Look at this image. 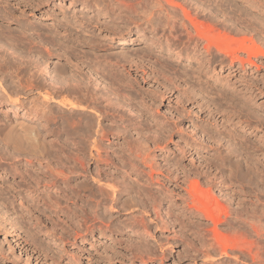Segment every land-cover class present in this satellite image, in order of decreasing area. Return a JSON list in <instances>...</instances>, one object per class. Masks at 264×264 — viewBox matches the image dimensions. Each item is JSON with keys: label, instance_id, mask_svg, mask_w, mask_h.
Masks as SVG:
<instances>
[{"label": "rangeland", "instance_id": "rangeland-1", "mask_svg": "<svg viewBox=\"0 0 264 264\" xmlns=\"http://www.w3.org/2000/svg\"><path fill=\"white\" fill-rule=\"evenodd\" d=\"M103 1H105V2H103ZM103 1L98 0V2H97V0H41L40 4H37V5L36 4L25 5L23 2H21V0H0V7L4 6L3 8L9 12V16H10V14L12 16V17L10 16L9 18H6V17H2L0 15L1 16L0 17V34L2 33V35L0 36V46H1L0 47V85L2 86V87L0 86V133H3V131L5 132V130H2L3 125L5 128L9 123H10L9 124L10 126L13 125V123L16 124V122H23L24 124L28 123V125L30 123L31 126H33L37 131H39V135H41L39 137L41 139L44 137L43 140L46 141V142L43 140L41 141V142L45 143V146L43 144V146H44L43 152L45 151V149H46V151L48 150L47 151L48 155L45 154V152H44L43 156H44V154L47 155L44 157L45 158L47 157L48 159H50L51 162L48 161L47 158L45 160L43 158L44 162H42V164L44 165L45 161H47L48 163H50V166H52V167H50V166L49 167L52 168L53 170L55 167L57 169V168L62 166V168L63 169L65 168L66 171H65V169L63 170L62 168H61V170H59L60 168L57 169V171L58 170H59V172L62 171L63 176L62 175H60V176H62L64 178L67 177L64 179V178L60 177L59 175L56 174V176H55V174H54V176L56 177L55 178L52 174H50L51 169H49L48 167L45 168V165L43 166L42 164H38V162L35 160H32V161L26 160L28 158V156L21 155L22 152L19 155V153L17 154V152L15 153L13 151H10L9 149H7L5 147L6 146L5 142H4L5 140L2 141V139H1V137L4 133L2 135L0 134V139H1L0 140V144H1L0 146H2L0 148V155H1L0 157H3V158H0L1 159L0 160V175H1V177H0V184H1L0 185V189H1L0 190V220H12V219L13 220H22V223H23L25 228H28L30 226H31L30 228H33V225L35 223H37L35 225L39 224L40 227L39 226H37V227L41 228L39 235L41 236L42 239H44L45 241L53 242L54 237H57V236L60 238L62 237L61 238L63 240L62 243L64 244L63 249H65V251L67 253H70V251L74 250L78 244L79 245L81 244V240L79 238H78L76 244H74V245L72 244L73 240L71 238V234L73 233V230H72L73 226L78 224L80 221L84 220V218L81 216H84L85 215L84 211L87 212V210H88L89 212H87V214L89 213L90 215L88 214V215H86V217L85 216L84 217L86 220L89 221V223L94 222V223H97V224L105 227V225H103V224H107L110 221L115 222V224L113 226L115 228V230H114V228L112 230L114 232L109 231V230L106 231L108 233L107 234L108 235L107 240L102 238V236L98 232H96L94 235L89 234V236H88L90 241H91V244H85V247L87 248V250L92 251V252L94 251V247L99 248V247H102L104 244L105 245L107 244V246L113 245L115 252H117V253H114V257L112 260L109 261V264H146V262H148V261H145V263L144 262L141 263V261L139 259H137V260H135V262L131 263L128 260L131 256L132 252H136V253L141 254V255L144 253V256L147 252H149L150 254L148 255V253H147L145 257H147V255H148L151 257V259H154V260H152L153 263L149 262L147 264H200L199 263L200 262L199 250L201 249L200 245H202V242L204 241V239L202 237L205 236L204 237L205 240L208 239L209 235L207 236V234H209L210 231L207 233H205V231H208L207 230L208 226L209 227L212 226V223L210 221H208L210 219L202 218L200 216V213L198 215L190 214V216H188L189 214H187V212L185 210L183 212L182 211L183 209H179L180 211H182V215H178L179 212L177 211V209L173 210L175 207L169 208L168 203H165V202H163V203L156 202L155 206H156V210L158 211V214H159L158 218L156 219L154 217V213L151 211L152 207L149 205L151 202L148 199H146L148 197L144 198L143 202L140 201V199L136 197L137 201L132 200L129 202V206L125 205V207H123L122 202L125 199H127L126 192H124V191L121 192L122 193V196H121L122 201L120 200L121 204L119 203V193H117L119 191V179L121 180L120 177L122 176V173L124 174L125 172L126 173L130 172L129 166H123V168H122V166L119 167V163H118L119 155H122L121 154L122 152H120V148L123 147L122 145L124 142V140L121 138L122 133H123V130H122L123 124L121 123L122 120H120V118L118 116L119 113L114 112L115 114H113L112 111H111L112 113H110V111L108 110L109 112L108 113L106 112L105 113L106 116H105L102 113H101L102 114L101 115L100 114L101 111L99 112V110H101V108H102L101 105H104L106 103L104 101L105 98H112L111 100L113 101L114 96H115V97H117V98H115L116 99L115 101H117V99L119 97L117 95H119L120 92H124V91L118 90L119 82H117V80H116V82H117L116 83L115 81L111 80L109 75L106 74L107 75L106 76L104 73H106V71H107V73L115 74L118 72L119 69L123 70V68L121 66V63H123V62L118 61L119 60V58H118L119 53L125 52L126 55H130L131 58H133V57L135 58L136 55H142L144 52L145 53L147 52L145 59L146 60L151 59L149 61V67L150 66L154 67V68L150 67L151 70H149V72H148V73H150L148 79H145L142 81L141 76H140L141 72L137 71V73H136V71H134L135 70L134 67L129 68V72H127V69L122 72L125 75V77H128V80L129 79L131 81L133 80V82L135 83V88L137 87V89H138V87H140L142 89V91L144 90V92L150 91L149 94L152 96V95H158L160 92H162V91H164V89H166L164 87V83H163L164 81H165V83H167V82L168 83H174L175 82L174 83V89L175 90L171 89L172 91L170 93V94H172V96L168 97V98H164L161 101L157 98L155 99V101L149 100L148 97L141 99L135 95L136 92H134V91L130 92V90L127 88L126 91L130 92V93H127L126 91L124 93L127 94V97L129 95V97L131 99H133L132 102L137 107L134 108V105H131L132 103L128 104L129 99L126 98V99H124L125 100L124 102H126L127 105L123 104L124 105L123 110L126 111V109H127L128 112L127 111L126 112L129 113L130 115H132V112H129V109L132 107L131 109L134 110L133 116L135 117V114H137V112H136L137 108H143L144 107L143 105H147V108H149V114H150V115L146 114L143 117L144 119L136 118L137 121H140V120L142 121V123H141L142 127H141L140 132L144 131L143 135H142V137L144 139L141 137L139 138L133 129H131V131H130L129 139H131V140L134 139L135 144L139 143L140 145H143L141 143L145 142L144 143L145 146L144 145L143 146L144 147L149 146L150 149H154L156 154H160L163 152L165 155L168 156L172 153L170 157H172L175 153L180 154L178 149H180L183 145L185 146L187 143H191V142L195 141L196 146L198 147L197 151H199V152H198V154H194L195 152L191 151V153H192L191 156H193V157H191L189 155L186 156L187 158L184 161V163L187 164L190 159H193V161H195L193 165L195 167H198V170H201V168H202V170L205 171L206 170L205 168H207L206 171H208L209 173L210 172L212 173V174L210 173V176L212 175L211 177L213 178V180H211V182L209 183V181H205V180H207L206 178H203L202 179L203 181L201 180L200 185H202V186H200V188L202 190H206V189H209V187H210L211 189H209V190L212 193V195H211V193H210V195L213 197L212 201L215 198V200L213 202L216 203L218 201L221 203V205L225 206L224 208H226V211H228V212H226V216H224L222 214L223 213L222 212L221 216L223 218H221V219L227 220V221L230 220V222H232V223L234 221L235 223H233V224L235 227L233 226L231 229V228H229V226H232V225H229L230 222L223 221L222 223L218 224L217 228H219L220 230L219 229L218 230L222 231L223 233L225 232L226 234H231L232 232H234L235 229H237V227H242V225L248 221L249 222L253 221L254 223H259L260 225L264 226V56H262L261 54H258L257 56H251V59L254 61L253 65H252L253 68H252V66H249V67H247L246 71L238 69V70L232 72L231 70H234L236 68V66L233 68H230L228 60L225 57H223L221 53L215 52L214 56L212 57L214 60L211 58V55L207 57V58H211L212 62L210 63V65L206 64V65L201 66V69H197V65H195L196 63H189L188 60L185 58V55H181L178 57L174 53L175 51H171L172 49L167 48V44H168L167 32L164 33V31L162 29H160L161 27L155 26L153 28V26H151V27L147 26L144 19H142L143 13H144L143 10H145V9H143L142 6H140V3L145 2V0H142V1L141 0H119V7L117 9H113V10L111 9L112 11H110L109 8H106L105 6H103V5L107 4V1H111V0H103ZM116 1L117 0H114L112 2H114V4H115ZM123 1H124L123 4H126V2H127V5H126L127 7H125L122 4ZM174 1L180 2L182 0H174ZM94 2L96 4H94ZM100 2H102V3H100ZM192 2H194V0ZM210 3H212L211 5L214 7L209 5ZM130 4L132 5V7H131L132 9H130V11H129L128 8H130V6H131ZM120 5H122L121 6L122 8L120 7ZM197 5H199V6L201 5L203 8L212 7V9L215 11V13H216V11H217V13L220 12L215 17L216 20H212V21L208 20L207 18H206L207 19L206 20L205 17H203V14L207 13V10L203 14H200L198 17L199 18L198 20H200V22L201 21L203 22L201 24L204 25V28L208 24H211V26L213 25V27H215V29L213 28V30H214L213 35L215 34V36H217L218 34L221 35V33H223L225 35V37L227 36L226 38L228 39L229 43H232V44L234 42V39H235V41H238V40L244 38L247 45L252 44L257 49L263 51V53H264V0H198ZM124 7L127 10H125ZM141 9H143V10H141ZM99 10L100 11L102 10L101 11L102 14L100 12H97ZM121 10L124 12H122ZM131 10H133V11H131ZM105 11H106V13L108 12V15L105 14ZM115 11L116 12L118 11V14H119V15L117 14L118 16H116ZM197 11H199V10L197 9ZM139 12L140 13L142 12V14L140 15ZM111 15H114V16H111ZM137 15H138V17H137ZM83 16H85V17H83ZM124 16H126L127 18ZM140 16L142 18H140ZM130 17H131V19H128ZM83 18L84 19L86 18V19L84 20ZM76 20H77V22H76ZM78 20H80V21H78ZM133 20H135V21H133ZM79 22H81V23L83 22L81 26H80L81 23L78 24ZM142 22H143V24H142ZM85 23H87V24L85 26H83ZM208 27H210V25H208ZM208 27L205 29H208ZM202 28H203V26H202ZM216 33H218V34H216ZM183 34H184V32L181 33L182 36H183ZM163 35H166V36H163ZM25 36H27V38H25ZM30 36L32 39L29 40L28 38H30ZM5 37H7V38L5 39ZM9 37H11V38H9ZM179 38H180V40H178V38H177L176 41L178 40V42H181V40L185 39L184 36L179 37ZM165 42H167V44ZM234 44H235V42H234ZM27 46H28V48H27ZM164 48L165 49L167 48V49L165 50ZM81 50H83V51H81ZM242 55L244 57L246 56L245 53H243ZM147 57H148V59H147ZM200 57L201 56H199V58ZM82 61H84L85 63L82 64L81 63ZM105 61L106 62L108 61V63L105 64L106 63ZM21 64H23V65H21ZM73 64H75V66ZM88 64H91V65L89 66ZM54 65L56 67H54ZM62 65H63V67H65L64 70L71 73L72 76H73V74L78 75V76L75 75L76 78H78V79L80 78L81 81L83 80L82 81L83 83H85L86 81H88V82L93 81L94 82V80L96 81V79L99 78V80L94 82V83H96V85H94L93 82L89 83L90 85L92 84L91 88L92 89L94 88L93 90L96 92V94H97L96 96H98L95 98L96 101L94 102V104L91 102L92 101L91 98L87 97L85 94H83V96L85 95L86 96L85 99H88L89 101L88 100L86 101L84 99L85 96L83 97L81 95L83 92L81 94L76 93L77 95L75 93H70V94L68 93L67 94V92H66V94L63 93L62 94L63 96L61 95L60 97H64V98L67 97V99H70L76 103H80V104L84 105L85 107L87 105L90 108V110H91V108L93 109L94 105H95L96 107L94 109L96 110V108H97L96 111L99 112V114L101 116L98 115V113L93 109L96 112V115H95V112L93 110L90 111L88 107H87L86 111H84V113L86 112L87 115H89V116L82 113V111H76V110H72V109L68 110V109L63 108L59 105H56L55 103L49 102L48 107L44 108V110L46 109V111H48L50 114H52L51 116H58V117L51 118V116H50V119L48 120L49 122H47V124L44 123L43 120H41V119H38V120H37V118H35V119L31 118L30 119V115H28V112L30 109H32V106H33V108L38 107L39 110H42L41 107L43 105L41 104V99H40V96L38 95L36 89L27 86V83L29 81V79H27V77L31 78L30 80L36 79L38 81H41L42 79H44L43 77H45L44 81H46V82L48 81L47 83H52V81L55 79V76H53V75H56L58 72L57 75H60L61 77L60 76H57V77H60L62 80L67 79L68 77L71 76V74L67 75L69 73H67L66 71H65L66 73L65 72L63 73L64 70L62 72H59L58 67H62ZM76 65L80 68H78ZM85 65L87 66V68L85 67ZM112 65H114V67ZM104 66L105 67L108 66L106 68L108 70L105 69L104 73H101L102 69L105 68ZM115 66H117V67H115ZM52 67L54 69L56 68L54 70V73H56V74L53 73ZM96 67H98V68H96ZM126 67L128 68V65ZM163 68H165L166 70ZM254 68H256V69H254ZM79 69H81V70L79 71ZM98 69H101V71ZM96 70H98V71H96ZM44 71H46V72H44ZM82 71L86 77L84 76ZM92 74H93V76H92ZM102 74L104 75V77H106V79L103 77ZM31 75H33L34 77H32ZM46 75L48 77H46ZM100 76H101V79H100ZM240 76H242V77H240ZM64 77H67V78H64ZM89 78H90V80H89ZM166 78H168L169 80ZM26 79H27V81H25ZM50 79H52V80H50ZM134 79H137V81L135 80L136 81L135 82ZM62 80H60L61 82H59V83H63L64 81H66V80H64L62 82ZM24 81L27 83H25ZM23 82L26 84V86L24 85ZM68 82H66V83H68ZM113 82H115L114 84H117V85H115L116 87L114 86ZM19 83H21V84H19ZM109 83H110V85H109ZM111 84H113V86ZM114 87L116 88V90H114L115 89ZM31 89H33V90H31ZM27 90H28V92H27ZM117 91H118V94H117ZM193 93H195V94H193ZM64 94L66 96H64ZM106 94H107V97H105ZM182 94H184V95H182ZM75 95L79 96V97H77L78 99L75 98L76 97ZM11 96H12V99H11ZM14 96L17 98V101L15 99H13ZM80 96H81L82 100L79 99ZM101 96H102V98H101ZM182 96L183 97L188 96L187 97L188 100H186L184 103L181 101ZM100 98L102 100H100ZM97 99H98V102H97ZM144 100H145V102H144ZM85 101H86V105H85ZM115 101H113V102H115ZM118 101H119V99H118ZM142 101L144 103H142ZM146 101H147V103H146ZM140 102L142 104H140ZM40 104H41V106H40ZM92 104H93V107H91ZM97 106H99V107L101 106V108L98 110L99 107H97ZM116 107H119V105ZM48 108L49 109L51 108L52 110H49ZM77 112H79V115ZM53 113H54V115H53ZM81 113H82V115H81ZM116 113H117V115H116ZM178 113H180V115ZM60 115L61 116L64 115V116L61 117ZM74 115L76 117L79 116L78 119ZM152 115H153V117H152ZM59 116L61 119H59ZM69 116H72L73 118L72 117L70 118ZM97 116L100 118H98ZM63 117L67 118V120H69V121H70V119H72L73 121L71 120V122L75 121L74 122L75 127L81 122L82 123L81 126L79 124L77 127L79 128V126H80L82 129H84V122L81 120H84L85 122H87V120H91L88 122L89 123L92 122L91 123L92 127L98 126L100 124H102L103 126L104 125L107 126L106 128L104 126L105 131L107 130V132L105 133L107 135L106 136L104 135L102 137L97 136V139L100 138V140H101V144H102L101 146H103L102 150H101L102 154H108L109 157L110 156H111V158L113 157L112 160L109 159L111 161H109V160L107 161L104 159V161H103V159H102L101 161H94L92 159H89L87 157V152H88V150L92 144L91 145H88V144L91 143L92 138L94 137V131L97 128L96 127L92 128L90 126L91 130L90 129L89 130L91 133L92 132L93 133L92 134L90 133L91 135L89 137L84 135L82 133L83 130L81 131V128H79L81 135H82L81 137L83 139L85 138L84 139L85 142L83 139H82V141H83L82 142L80 139L81 137H78V136H80L79 135L80 132L78 133V136L76 134L72 133L73 131L71 132L72 134L66 133V132L71 131V128H69L70 127L69 125L71 124V122H70V124L68 123V121L66 123V119H64ZM86 117H87V120H86ZM89 117H90V119H89ZM94 117L96 118V120ZM189 117H191V118H189ZM80 118H81V120H80ZM51 119H54V120L52 121ZM62 119H64L65 121ZM76 119L79 121V123L76 122ZM31 120H32V123H31ZM99 122H100V124H99ZM173 122H175V123H173ZM95 123H96V125H95ZM147 123H149V124H147ZM168 123L169 124L171 123L170 125H173L172 126L173 127V133H169V132L165 131L164 128L160 127V126L165 125V124L167 126ZM5 124H6V126H5ZM44 125L46 128H44ZM67 125H68V127H67ZM48 126H50L51 129ZM56 126H58V127L56 128ZM109 126H110V128H109ZM202 126H204L203 129H201ZM66 127L68 129H65ZM153 127L156 129V131L154 130ZM177 127L180 131H178V129H176ZM205 127H208V128H205ZM43 128L46 130H44ZM47 128L50 131L54 130L55 134H58V133L59 134L58 135L52 134L54 131L49 132V130ZM58 128H59V130H58ZM113 128H114V130H112ZM55 129H57V130H55ZM63 129H65L67 131L66 132H64L65 130L61 131ZM158 129H160V130H158ZM207 129H208V131L210 130L209 133H207ZM203 130H205L206 133H204L205 131L202 132ZM43 131H44V134H43ZM45 131H46V133H45ZM56 131H58V132H56ZM124 131H125V129H124ZM153 131H155V132H153ZM47 132H49V134ZM158 132H161V133H158ZM220 133H221V135H220ZM207 134H209V135H207ZM68 135H69V137H68ZM70 135H71V138H70ZM83 135L85 137H83ZM147 135H148V137H147ZM154 135H157V137H153ZM189 135H190V137H189ZM3 137H5V136H3ZM59 137H60V140H59ZM72 137L74 138L75 142L78 141L77 142L78 145L80 143H82V145L80 144V147L83 146V144L85 143L83 147H81V148L79 147L81 149V151H79V154H80L79 156H81V154H82L83 157H81V158H85L84 159V162H85L84 167L87 170H92V168H93L92 172H95L94 170L96 169L95 168L96 166H98L99 168L101 167L99 170L101 171L102 175L106 177L105 178L102 176L103 180L101 178V182L103 181L104 184L105 183H111V180L113 179L112 180L113 182L115 180L114 184L118 183L117 185H115L116 186L115 188L117 189V187H118V189L117 190L115 189L114 196H111V193H109L110 189L108 188L109 189L108 190L106 186H102L103 184L102 185L100 184L102 186L101 187L102 190H104L106 188V190H108L107 191L108 193L106 192V190H104L107 194L103 191L105 196L103 194H102L103 196L100 195L102 192H101V190L97 189L98 183H95L94 181L92 182L91 178L88 179L90 177L89 174L83 172L80 165L78 166V169H77L78 171H77L76 176H73V174L71 172V168H70L72 166V163H70V162H72V161H70V162L65 161L66 158L67 159H68V157L70 158L71 155H73L76 152V151H74L75 150V142L73 141ZM75 137H77L79 140ZM209 137H211V138H209ZM89 138L91 140H88ZM140 139H142V140H140ZM1 141H2V143H1ZM50 141L54 142L53 143L54 145H56V144H58V145L55 147H52L54 145H52V144L48 145L49 143H51ZM141 141H144V142H141ZM73 142H74V144H73ZM146 142H148V143H146ZM156 143L158 145H155ZM59 144H60V146H59ZM3 145H5V146H3ZM46 145H48V146H46ZM62 145H63V148H65L66 150L62 148ZM86 146H87V148H86ZM157 146H159V147L165 146V147L163 150H159V148ZM3 147H4V149H3ZM45 147H47V148H45ZM49 147H51V148H49ZM60 147L62 148V150ZM5 148H6V150H5ZM84 148H86L85 151H83ZM168 149H170V150H168ZM1 150H2L3 154H1L2 153ZM4 151H5V157L6 158H4ZM52 151H53V153H52ZM8 152L12 156H10ZM12 152L15 155V158H14V155L12 154ZM83 152H85V154ZM119 152H120V154H119ZM56 153H57V155H56ZM6 154H8V155H6ZM16 155H18V157ZM197 155L198 156L200 155L199 158L197 157L198 160H196ZM55 156H57V157H55ZM202 156H204L206 158H204ZM8 157L9 158L12 157V158L9 160ZM59 157H60V159L62 157L65 159L62 158V160L59 161ZM51 158L52 159L55 158V159L52 160ZM207 158H209V159L207 160ZM86 159L87 160L89 159L88 162ZM55 160H57V163H54ZM69 160H71V159H69ZM113 160H114V162H113ZM157 160L159 162L163 163L161 160V157H159V158L157 157ZM210 160L213 161V163ZM116 161H117V163H116ZM62 162L65 163V165L68 163L71 166H69V168H68V165H66V166L61 165ZM202 162H203V164H202ZM57 164H58V167H57ZM199 164H201V166ZM9 168L11 169L12 172L10 171ZM12 168H14V169H12ZM44 168H45V170H44ZM16 169L20 173H22L21 171L23 170L24 174L23 173L21 175L18 174L19 172H17ZM24 170H26V172ZM30 170H32V171L34 170V172H36L37 174L36 173L34 174V172L32 173V171L29 172ZM80 170L82 171V174L80 173L81 172ZM63 171L67 172L65 174H69L70 172L71 173H70V175H65V174H63L64 173ZM32 174H34V175H32ZM119 174H121V175H119ZM213 174H214L215 179L213 177ZM3 175H5V176H3ZM19 175L20 176L23 175V176L20 177ZM30 175L34 176V178H35V176L40 175V178L36 177V179L37 180H40V179L43 180L41 183H39L37 185V190H35V187L33 186L34 183L32 184V183L27 182V181H29L28 177H31ZM46 175H48V176H46ZM49 175L50 176L52 175L53 177H51L49 179V177H50ZM12 176L15 178H13ZM82 176H85V177H82ZM44 177L46 180L44 179ZM126 177H127L126 182H133L134 184L137 182L136 180H134L133 176H131V177L126 176ZM191 177L194 178L193 176H191ZM31 178H33V177H31ZM80 178H81V180H86V181L88 179V184H90V182H91V185H90L91 187L88 185L86 189L83 188L82 190L75 188V187H77L76 185H75V187H72V186H74L73 185L74 182L77 180V182H75L77 184L78 181L80 180ZM130 178H132L133 180ZM25 179H26V181H25ZM51 179H54V181ZM106 179H108V180H106ZM189 179H191V178H189ZM4 180L6 182L7 181L9 182V180H10L9 186L11 184H13L12 188L9 189L8 182L6 183ZM47 180H49V181L51 180V181L49 182ZM64 180H66L65 183H64ZM104 180H106V182ZM16 181H17V183L19 181V185L22 183L21 184L22 186L19 187V185L16 184ZM24 181H25V183H24ZM67 181H68V183L70 182L69 185H68ZM47 182L49 185L47 184ZM42 183H44V184H42ZM45 183L47 185H45ZM92 183H93V186H92ZM138 183L139 182H137V184H135V185H141V182H140V184H138ZM24 184H25V186H26V184L27 185L32 184L31 186L29 185L30 190L27 189L29 186L26 188L24 186ZM58 184L62 187H60ZM208 184H209V186H208ZM6 185H7V188L4 187ZM205 185H207V186H205ZM58 186L60 187V190H59ZM63 188L64 189L65 188H71L73 190L78 189L79 191L78 190H77L78 192L76 191L77 194H79V192H81V191H83V192H81V194H80L81 196L75 195L71 198L70 195H67L70 198H66L67 196L64 197V195L66 193L63 191L64 190ZM17 189H18V191H17ZM31 189H32V191H31ZM88 189H89V191H88ZM92 190H93V192L96 190L94 192L96 194L98 192L96 197H95L96 194H92ZM63 192H64V195H62ZM152 192L153 191H151V193ZM182 192L183 191H181V194H182ZM27 193H29V194H27ZM54 193H56V194L54 195ZM85 193L86 194L88 193L89 195L88 194L87 195L89 197H87V195ZM151 193L149 191L148 194H151ZM21 194H23V195H21ZM36 194H38V198L37 199L34 198L33 201H30V203L31 202H33V203L30 204L28 202V204H27L26 203L27 201L25 199L27 198V200H28L30 196L34 197V195H36ZM57 194L59 196L61 195L60 199L58 198L59 196ZM131 194H132V196H136L137 192L135 191V189L133 190V192ZM39 195H41V198H45L47 195H49V197L51 199H50V201H44L42 199L40 200ZM99 195H100V197H99ZM117 195H118V197H116ZM24 196H26V197H24ZM62 197H64V198L62 199ZM19 198H21V199L18 200ZM85 198H88V201ZM97 198H99V202L96 200ZM35 199L39 200L38 203H37V201H35ZM58 199L61 200L60 203L55 204L54 201L58 200ZM66 199H68V200H66ZM90 199H91V202H89ZM94 199L97 202L94 201ZM70 200H73V201H70ZM103 200H104V202H102ZM114 200H117V201H114ZM19 201H20V203L23 202V204H20ZM51 203L54 205V207L50 206ZM94 203L96 204V206H94L95 208L93 207V205H95ZM97 203L99 204V206ZM139 203H141V204L144 203L142 205H144L145 208L143 206H140L141 204L139 205ZM24 204H27L28 208L31 209V211H29L27 209L26 205L23 206ZM36 204H38V205H36ZM34 205H36L37 207ZM24 207H26V208H24ZM178 208H180V206H178ZM26 209H27V211H26ZM93 209H95V210H93ZM94 211H97V212H94ZM91 212H94V213H91ZM168 212H171V213H168ZM95 213H97L99 215L97 216ZM139 213H141V216ZM94 214L96 215L95 218H93ZM172 214H174V215H172ZM20 215H22V216H20ZM149 215H151L152 219L154 218L158 222V224H160V225L155 226V224L152 223V221H151V227H154V228H153V231H149L148 234L146 233L147 235L141 230V228L136 227V226L133 228L131 226H126L124 228L119 229V225L123 226L125 223H128V222H130V220H133V219L134 220H140L139 217H142V216H143V219L149 220V217H150ZM11 216H12V218H10ZM13 217H15L16 219ZM132 217H133V219H131ZM88 218H90V219H88ZM137 218H139V219H137ZM178 219L181 221L183 220V222L185 220L186 221L184 222V224L182 223V226H181L179 224L180 221H178ZM52 220L54 223L52 222ZM57 220H60V222H59L60 224H58V225H56L58 223ZM100 220L101 221L106 220L107 223H104L102 221L103 224H101V223H99V222H101ZM202 220H203V222H204V220H207V223L204 222V224H202ZM64 221H66L68 223H66ZM171 221H175V222L170 223ZM240 222H243V223H240ZM69 223L71 226L68 225ZM161 224H163V225L161 226ZM160 226H161V228H160ZM204 226L206 227V230H204V228H205ZM157 227H159V228H157ZM178 228H180V229L178 230ZM247 231L251 232V230L249 228H247ZM19 232H20V234L22 233L21 231H19ZM54 234H56V236ZM142 234H143V236H142ZM23 235L24 234L22 233L21 236H23ZM110 236L114 241H112V239L109 240ZM115 237L117 238V241H115V239H116ZM121 237L123 238V240ZM129 238H132V240ZM4 239H6V237L4 236V234L0 233L1 247H3L7 251V253L10 252V254L13 255L12 257L15 258L16 255H18L20 252L17 249V246L14 244L13 239H11V236L7 237V242ZM139 239L144 241L143 245H142L141 240H140L141 243L137 242V241H139ZM200 239L201 240L203 239L201 241V244H200ZM118 241H121V242H118ZM8 242L11 243L14 251L10 247L8 248ZM57 242H58V240L56 241V243ZM130 243L131 244L134 243L135 245L137 244L138 248H137V246L134 247V245H130ZM160 244H165L163 247V249L166 250L165 255L160 256V252H159L160 249L158 248ZM102 248L100 250H102ZM111 248H113V247H108L106 249L111 253V251L113 252V250H111ZM119 251L123 252V254L126 256H122ZM145 251H147V252H145ZM93 253H96V251H94ZM85 256L86 255L84 254L81 257L82 264H88V261L86 260L87 258ZM225 259L226 258H223L221 260H225ZM239 263L242 264V262H239ZM7 264H9V263H7Z\"/></svg>", "mask_w": 264, "mask_h": 264}, {"label": "bare ground", "instance_id": "bare-ground-1", "mask_svg": "<svg viewBox=\"0 0 264 264\" xmlns=\"http://www.w3.org/2000/svg\"><path fill=\"white\" fill-rule=\"evenodd\" d=\"M103 1V0H102ZM112 1H114V0H111V1H107V4L106 5H103V6H105L106 8H109V10L110 11H112L113 9H117L118 7H119V0H117L116 2H115V4H114V2H112ZM142 1V0H141ZM193 1V0H182V1H180V2H178V1H174V0H145V2H143V3H140V6H142V8L143 9H145V10H143V9H141V10H143L144 11V13H143V18L140 16V18H142V19H144V21L146 22V24H147V26L149 27H151V26H153V28L155 27V26H157V27H161L160 29H162L163 31H164V33L165 32H167V34H168V44H167V42H165L166 44H167V48L168 49H172L171 51H175L174 53L176 54V56H181V55H185V58L188 60V62L189 63H196L195 65H197V69H201V66H203V65H206V64H209L210 65V63L212 62L211 61V58L214 56V54H215V52L216 53H221L222 54V56L223 57H225L227 60H228V63H229V66H230V68H233V67H235L236 66V68L234 69V70H231L232 72L233 71H236V70H238V69H241V70H243V71H246L247 70V67H249V66H252L253 65V63H254V61L251 59V56H257L258 54H261L262 56H264V53H263V51H261V50H259V49H257L254 45H247L246 44V41H245V39L244 38H242V39H240V40H238V41H235V39H234V42H235V44H234V42H233V44L232 43H229V41H228V39L225 37V35L223 34V33H221V35L220 34H218V33H216V34H218L217 36H215V34L213 35V32H214V30H213V28L215 29V27H213V25L211 26V24H208V25H210V27H208V25L205 27V28H207L208 27V29H205L204 28V25H202L201 23H203L202 21L200 22V20H198L199 18V15L200 14H203L206 10H207V13H205V14H203V17H205V19L207 18L208 20H216L215 19V17L220 13V12H218L217 13V11H216V13H215V11L212 9V7H214V6H212L211 4L212 3H210L209 5H211L212 7H209V8H203L201 5V7L199 6V5H197L198 4V0H194V2H191ZM21 2H23L25 5H30V4H40V2H41V0H21ZM84 2V1H83ZM93 2V1H92ZM97 2H98V0H97ZM103 2H105V1H103ZM112 2V3H111ZM164 2V3H163ZM215 2V1H214ZM100 3H102V2H100ZM124 3V1L122 2V4ZM94 4H96L95 2H94ZM166 4V5H165ZM125 7H127L126 5H127V2H126V4H123ZM129 5V4H128ZM131 5V4H130ZM94 6V5H93ZM102 6V7H103ZM122 5H120V7H121ZM4 6H1L0 7V15L2 16V17H6V18H9L10 16H11V14H10V16H9V12L8 11H6L4 8H3ZM124 7V8H125ZM132 7V5L130 6V8H128V10L130 11V9H132L131 8ZM122 8V7H121ZM105 9V8H104ZM112 9V10H111ZM140 9V8H139ZM197 9L199 10V11H197ZM125 10H127L126 8H125ZM102 11V10H101ZM100 10L99 11H97V12H100L101 14H102V12H101ZM104 11V10H103ZM119 11V10H118ZM118 11L116 12V16H118L119 14H118ZM122 11V10H121ZM120 11V12H121ZM131 11H133V10H131ZM140 11V10H139ZM114 12V13H115ZM119 12V13H120ZM122 12H124V11H122ZM104 13V12H103ZM140 13V12H139ZM138 13V14H139ZM105 14H107L108 15V12L106 13V11H105ZM118 14V15H117ZM121 14V13H120ZM128 14V13H127ZM142 14V12L140 13V15ZM225 14V13H224ZM227 14V13H226ZM125 15V14H124ZM0 16V17H1ZM111 16H114V15H111ZM131 16V15H130ZM12 17V16H11ZM83 17H85V16H83ZM124 17H126V16H124ZM129 17V16H128ZM137 17H138V15H137ZM82 18V17H81ZM90 18V17H89ZM88 18V19H89ZM117 18V17H116ZM123 18V17H122ZM127 18V17H126ZM125 18V19H126ZM4 19V18H3ZM84 19V18H83ZM86 19V18H85ZM84 19V20H85ZM128 19H131V17L130 18H128ZM139 19V18H138ZM206 19V20H207ZM124 20V19H123ZM78 21H80V20H78ZM83 21V20H82ZM133 21H135V20H133ZM75 22V21H74ZM76 22H77V20H76ZM84 22V21H83ZM82 22V23H83ZM86 22V21H85ZM215 22V21H214ZM213 22V23H214ZM81 22H79L78 24H80ZM82 23L80 24V26L82 25ZM87 23H85L83 26H85ZM142 24H143V22H142ZM92 25V24H91ZM78 26V25H77ZM82 26V27H83ZM202 26H203V28H202ZM215 26V25H214ZM84 28V27H83ZM86 28V27H85ZM91 29V28H90ZM151 29V28H150ZM18 31V30H17ZM4 32V31H3ZM23 32V31H22ZM28 32V31H27ZM180 34H179V33ZM184 32V34H183V36L185 37V39L184 40H181V42H178V40H180V38L179 37H183L182 35H181V33H183ZM21 33V32H20ZM19 33V34H20ZM121 33V32H120ZM163 33V34H164ZM22 34V33H21ZM20 34V35H21ZM25 34V33H24ZM166 34V35H167ZM2 35V33L0 34V36ZM15 35V34H14ZM31 35V34H30ZM166 35H163V36H166ZM28 36V35H27ZM27 36H25V38H27ZM3 37V36H2ZM19 37V36H18ZM21 37V36H20ZM29 37V36H28ZM7 37H5V39H6ZM9 38H11V37H9ZM22 38V37H21ZM50 38V37H49ZM178 38V40L176 41V39ZM29 40L30 39H32L31 38V36H30V38H28ZM165 39V40H166ZM183 39V38H182ZM8 40V39H7ZM20 40V39H19ZM27 41V40H26ZM35 41V40H34ZM33 41V42H34ZM15 42V41H14ZM32 42V41H31ZM30 42V43H31ZM178 42V43H177ZM24 43V42H23ZM230 45H229V44ZM10 44V43H9ZM20 44V43H19ZM43 44V43H42ZM159 45V44H158ZM157 45V46H158ZM165 45V44H164ZM163 45V46H164ZM14 46V45H13ZM30 46V45H29ZM162 46V45H161ZM181 46V47H180ZM1 47V46H0ZM160 47V46H159ZM179 49H178V48ZM27 48H28V46H27ZM31 48V47H30ZM46 48V47H45ZM161 48V47H160ZM166 48V49H167ZM178 50H177V49ZM165 49V48H164ZM165 49V50H166ZM3 51V50H2ZM1 51V52H2ZM6 51V50H5ZM59 51V50H58ZM81 51H83V50H81ZM147 51V50H146ZM147 53V52H146ZM146 53L144 52L142 55H136V57L134 58H131V56L130 55H126V53L125 52H123V53H119V62H123V63H121V66H122V68H123V70L122 69H119L118 70V72L117 73H115V74H110V73H107V71H106V73H104V70L108 67H105L104 69H102V72L101 73H104L105 75L107 74V75H109V77L111 78V80H113V81H115L116 82V80H117V82H119V84H118V86H119V88H118V90H121V91H126L127 90V88L130 90V92L131 91H134V92H136V96L137 97H139V98H141V99H143V98H149V100H154L155 101V99L157 98V99H159L160 101L161 100H163L164 98H168V97H171L172 96V94H170L171 93V91L174 89V83H168L167 81V83H165V81L163 82L164 83V87L166 88V89H164V91H162V92H160L158 95H150L149 94V92L147 91H145L144 92V90L142 91V89L140 88V87H138V89H137V87L135 88V83L133 82V80L131 81L130 79L128 80V77H125V75L122 73L123 71H125L126 69H127V72H129V68H135V70L134 71H136V73H137V71H140L141 72V74H140V76H141V80L143 81V80H145V79H148L149 78V75H150V73H148L149 72V70H151L150 69V67H152V66H150L149 67V61L151 60H149L148 59V57H147V59L148 60H146L145 59V56H146ZM151 53V52H150ZM149 53V54H150ZM172 53V52H171ZM243 53H245L246 54V56L244 57L242 54ZM174 54V55H175ZM26 55V54H25ZM211 55V58H207L208 56H210ZM107 56V55H106ZM151 56V55H150ZM149 56V57H150ZM199 56H201L200 58H199ZM7 57V56H6ZM12 57V56H11ZM104 58V57H103ZM213 59V58H212ZM4 60V59H3ZM105 60V59H104ZM108 60V59H107ZM214 60V59H213ZM21 61V60H20ZM25 61V60H24ZM146 61V62H145ZM160 61V60H159ZM106 62V61H105ZM162 62V61H161ZM164 62V61H163ZM46 63V62H45ZM82 64L83 63H85L84 61H82L81 62ZM108 63V61L105 63V64H107ZM155 63V62H154ZM77 64V63H76ZM99 64V63H98ZM168 64V63H167ZM4 65V64H3ZM9 65V64H8ZM21 65H23V64H21ZM58 65V64H57ZM74 66H75V64H73ZM78 65V64H77ZM76 65V66H77ZM89 66L91 65V64H88ZM101 65V64H100ZM99 65V66H100ZM115 65V64H114ZM114 65H112L113 67H114ZM128 65V68L126 67ZM194 65V64H193ZM59 66V65H58ZM82 66V65H81ZM96 66V65H95ZM118 66V65H117ZM117 66H115V67H117ZM120 66V65H119ZM46 67V66H45ZM54 67H56L55 65H54ZM73 67V66H72ZM78 67V66H77ZM85 67L87 68V66L85 65ZM2 68V67H1ZM47 68V67H46ZM64 68L65 67H63V65H62V67H58V70H59V72H62L63 70H64ZM75 68V67H74ZM78 68H80V67H78ZM96 68H98V67H96ZM120 68V67H119ZM152 68H154V67H152ZM173 68V67H172ZM252 68H253V66H252ZM56 69V68H55ZM53 67H52V71H53V73H54V70H55ZM95 69V68H94ZM110 69V68H109ZM118 69V68H117ZM163 69H165V68H163ZM254 69H256V68H254ZM81 69H79V71H80ZM98 70H100L101 71V69H98ZM98 70H96V71H98ZM106 70H108V69H106ZM114 70V69H113ZM166 70V69H165ZM230 70V69H229ZM66 70H64L63 71V73L65 72ZM95 71V72H96ZM44 72H46V71H44ZM67 72V71H66ZM65 72V73H66ZM115 72V71H114ZM113 72V73H114ZM176 72V71H175ZM67 73H69V72H67ZM82 73H83V71H82ZM94 73V72H93ZM97 73V72H96ZM131 73V72H130ZM152 73V72H151ZM188 73V72H187ZM191 73V72H190ZM203 73V72H202ZM5 74V73H4ZM32 74V73H31ZM48 74V73H47ZM51 74V73H50ZM49 74V75H50ZM54 74H56V73H54ZM57 74H58V72H57ZM53 75V76H55V79L52 81V83H47L46 81H44V79H45V77H43L44 79H42L41 81H38V80H36V79H33V80H30L31 78H28L27 77V79H29V81H28V83L27 82H25V81H27V79L24 81L25 83H27V86H29V87H32V88H35L36 89V91H37V93H38V95L40 96V99H41V104L43 105L42 107H41V109L42 110H39L38 109V107L37 108H33V106H32V109H30L29 110V112H28V115H30V119L31 118H37V120L38 119H41V120H43V122L44 123H46L47 124V122H49L48 120L50 119V116L52 115V114H50L48 111H46V109L44 110V108H46V107H48V105H49V102L50 103H55L56 105H59V106H61V107H63V108H66V109H68V110H70V109H72V110H76V111H82V113H84V111H86V109H87V105H86V101L88 100V99H85L86 98V96L87 97H89V98H91V102L94 104V102L96 101V97H98V96H96L97 94H96V92L91 88L92 86V84L90 85L89 83L91 82H93V81H90V82H88V81H84L85 83H83L82 81H81V79L79 78H76V76H78V75H76V74H73V76H72V74L71 73H69V74H67V75H70L71 74V76L70 77H64V78H67V79H64V80H66V81H64V80H62L60 77V75ZM79 74V73H78ZM84 74V73H83ZM98 74V73H97ZM126 74V73H125ZM161 74V73H160ZM64 75V74H63ZM66 75V76H67ZM76 75V76H75ZM91 75V74H90ZM103 75V74H102ZM106 75V76H107ZM154 75V74H153ZM159 75V74H158ZM17 76V75H16ZM32 77H34L33 75H31ZM52 76V77H53ZM57 76H60V77H57ZM84 76H85V74H84ZM92 76H93V74H92ZM95 76V75H94ZM172 76V75H171ZM30 77V76H29ZM46 77H48L47 75H46ZM80 77V76H79ZM86 77V76H85ZM103 77H104V75H103ZM177 77V76H176ZM240 77H242V76H240ZM239 77V78H240ZM258 77V76H257ZM42 78V77H41ZM50 78V77H49ZM48 78V79H49ZM63 78V77H62ZM82 78V77H81ZM88 78V77H87ZM95 78V77H94ZM98 78V77H97ZM105 79H106V77H104ZM172 78V77H171ZM38 79V78H37ZM93 79V78H92ZM91 79V80H92ZM96 79V78H95ZM100 79H101V76H100ZM151 79V78H150ZM158 79V78H157ZM166 79H168V78H166ZM50 80H52V79H50ZM60 80H62V82L63 83H59V82H61ZM69 82H68V81ZM89 80H90V78H89ZM97 80H99V78L98 79H96V81ZM137 81V79H134V81ZM165 80V79H164ZM169 80V79H168ZM171 80V79H170ZM173 80V79H172ZM95 80H94V82H96ZM135 81V82H136ZM163 81V80H162ZM175 81V80H174ZM23 82V83H24ZM66 82H68V83H66ZM93 82V83H94ZM115 82H113V84L115 83ZM116 82V83H117ZM171 82V81H170ZM22 83V84H23ZM24 83V85L26 86V84ZM242 83V82H241ZM19 84H21V83H19ZM113 84H111L112 86H113ZM23 85V86H24ZM94 85H96V83H94ZM109 85H110V83H109ZM115 85H117V84H114V86ZM1 86V85H0ZM117 86V87H118ZM177 86V85H176ZM2 87V86H1ZM28 87V88H29ZM110 87V86H109ZM116 87V86H115ZM114 87V88H115ZM189 87V86H188ZM253 87V86H252ZM27 88V87H26ZM113 88V87H112ZM111 88V89H112ZM126 88V89H125ZM192 88V87H191ZM23 89V88H22ZM34 89V90H35ZM172 89V90H171ZM30 90V89H29ZM31 90H33V89H31ZM113 90V89H112ZM114 90H116V88L114 89ZM175 90V89H174ZM196 90V89H195ZM183 91V90H182ZM232 91V90H231ZM27 92H28V90H27ZM26 92V93H27ZM66 92H67V94L69 93H77V94H81L82 92V96H83V94H85L83 97H84V99L86 100L85 101V105H86V107L84 106V105H82V104H80V103H76V102H73L72 100H70V99H67V97H60L63 93H65L66 94ZM120 92V91H119ZM124 92H120L119 93V95H117L118 94V91H117V96H119L118 97V99H119V101H118V99H117V101H115L116 99L115 98H117V97H115L114 95V99H113V101H115V102H113L111 99L112 98H105V104L104 105H101L102 106V108H101V106L99 107V106H97V107H99L98 108V110L101 108V110H99V112H100V114L102 113V114H104L105 115V113L107 112H109L110 111V113H112L113 112V114H115L114 112H117V113H119V118H120V120H122V124H123V133H122V139L124 140V142H123V147H121L120 148V152H122L121 154L122 155H119V161H118V163H119V167L120 166H122V168H123V166H129V168H130V172H128V173H122V176L120 177L121 178V180L119 179V191L117 192V193H119V203L121 204V196H122V191H124V192H126V195H127V199H125L122 203V206L123 207H125V205H127V206H129V202L130 201H132V200H134V201H137V199H136V197L137 198H139L140 199V201H142L143 202V200H144V198H146V197H148V198H146V199H148L151 203L149 204L151 207H152V212L154 213V217L157 219L158 218V216H159V214H158V211L156 210V206H155V204H156V202H159V203H163V202H165V203H168V206H169V208L170 207H175L173 210H176L177 209V211L179 212V214L178 215H182V211L184 212V210L187 212V214H189L188 216H190V214H194V215H198L199 213H200V216L202 217V218H204V219H210V220H208V221H210L211 223H212V226H208L207 227V230L208 231H205V233H207V232H209V234H207V236H208V239H206L205 240V236L204 237H202L203 239H204V241L202 242V245H200V250H199V254H200V264H240L239 262H242V264H264V226L263 225H260L259 223H254L253 221L251 222H246V223H244L243 225H242V227H237V229H235L234 230V232H230L231 234H226L225 232L223 233L222 231H219L220 229L219 228H217V226H218V224H220V223H222L223 221H226V222H230V220L229 221H227V220H223V219H221V218H223L222 216H221V213L224 215V216H226V212H228V211H226V208H224L225 206L224 205H221V203L220 202H218L217 200V202L219 203H215V202H213L214 200H215V198H214V200L212 201V193L210 192V190L209 189H211L210 187H209V189H206V190H202L201 188H200V186H202V185H200L201 184V180L203 179V178H206L207 180H205V181H209V183L211 182V180H213V178L210 176V173L208 172V171H206L207 170V168H205L206 170L205 171H203L202 170V168H201V170H198V167H195L193 164H194V162L195 161H193V159H190L189 160V162L186 164V163H184V161L186 160V156H191L192 155V153H191V151H194L193 153L194 154H198V152L199 151H197L198 150V147L196 146V143H195V141H193V142H191V143H187L185 146L183 145L180 149H178L179 150V153L180 154H174L172 157H170L171 156V154L170 155H165L163 152L162 153H160V154H156L155 153V151H154V149H150L149 148V144L147 145L148 147H144L145 146V142L144 141H141V142H144V143H141V144H143V145H140L139 143H136L135 144V140L133 139V140H131V139H129V134H130V131H131V129H133L134 130V132L136 133V135L140 138H143L142 137V135H143V132L144 131H142V132H140L141 131V123H142V121L140 122V121H137L136 120V118H141V119H144L143 117L146 115V114H148V115H150L149 114V108H147V105H141L143 108H137V114H135V117L133 116V109H131L130 107V109H129V112H132V115H130L129 113H127L128 112V110L126 109V111L125 110H123V104H125V105H127V103L126 102H124L125 100L124 99H126V98H128L129 99V103L128 104H131V105H134L133 104V99H131L130 97H129V95H128V97H127V94L126 93H124ZM127 92V91H126ZM130 92H127V93H130ZM192 92V91H191ZM194 92V91H193ZM36 93V94H37ZM138 93V94H137ZM186 93V92H185ZM189 93V92H188ZM197 93V92H196ZM64 94V96H66ZM76 94V95H77ZM109 94V93H108ZM111 94V93H110ZM132 94V93H131ZM193 94H195V93H193ZM75 95V96H76ZM182 95H184V94H182ZM186 95V94H185ZM8 96V95H7ZM63 96V95H62ZM111 96V95H110ZM195 96V95H194ZM9 97V96H8ZM7 97V98H8ZM77 97H79V96H76L75 98L76 99H78ZM105 97H107V94H106V96ZM112 97V96H111ZM133 97V96H132ZM188 97V96H187ZM187 97H183L182 96V98H181V101L184 103L186 100H188L187 99ZM101 98H102V96H101ZM100 98V100H102ZM10 99V98H9ZM11 99H12V96H11ZM13 99H15L16 101H17V98L14 96V98ZM75 99V100H76ZM79 99H81L82 100V98H81V96H80V98ZM99 99V98H98ZM98 99H97V102H98ZM135 99V98H134ZM137 99V98H136ZM246 99V98H245ZM80 100V101H81ZM99 100V101H100ZM139 100V99H138ZM15 101V102H16ZM89 101V100H88ZM128 101V100H127ZM14 102V101H13ZM144 102H145V100H144ZM143 101H142V103H144ZM181 102V103H182ZM218 102V101H217ZM36 103V102H35ZM141 102H140V104H142ZM146 103H147V101H146ZM18 104V103H17ZM41 104H40V106H41ZM93 104L91 105V107H93ZM100 104V103H99ZM102 104V103H101ZM149 104V103H148ZM35 105V104H34ZM89 105V104H88ZM119 105V107H116V106H118ZM205 105V104H204ZM51 106V105H50ZM49 106V107H50ZM140 106V105H139ZM206 106V105H205ZM60 107V108H61ZM96 106L94 105V108H95ZM135 107H137V106H135L134 105V108ZM201 107V106H200ZM246 107V106H245ZM62 108V109H63ZM89 108V107H88ZM93 108V109H94ZM49 109V108H48ZM54 109V108H53ZM92 108H91V110H93ZM213 109V108H212ZM28 110V109H27ZM49 110H52L51 108L49 109ZM61 110V109H60ZM89 110H90V108H89ZM90 110V111H91ZM95 110V109H94ZM93 110V111H94ZM96 110H97V108H96ZM95 110V111H96ZM109 110V111H108ZM179 110V109H178ZM232 110V109H231ZM58 111V110H57ZM94 111V112H95ZM112 111V112H111ZM186 111V110H185ZM212 111V110H211ZM54 112V111H53ZM97 112V111H96ZM96 112H95V115H96ZM99 112H97L98 113V115H100L99 114ZM178 112V111H177ZM180 112V111H179ZM209 112V111H208ZM52 113V112H51ZM78 113V115H79V112H77ZM82 113H81V115H82ZM117 113H116V115H117ZM176 113V112H175ZM183 113V112H182ZM181 113V114H182ZM62 114V113H61ZM85 115H87V113L85 112L84 113ZM83 114V115H84ZM101 114V115H102ZM177 114V113H176ZM179 115H180V113H178ZM53 115H54V113H53ZM65 115V114H64ZM64 115H62V116H64ZM76 115V114H75ZM74 115V116H75ZM77 115V116H78ZM84 115V116H85ZM100 115V116H101ZM115 115V116H116ZM157 115V114H156ZM211 115V114H210ZM61 116V115H60ZM60 116H59V119H61L60 118ZM61 116V117H62ZM66 116V115H65ZM87 116H89V115H87ZM91 116V115H90ZM106 116V115H105ZM28 117V116H27ZM53 117H58V116H51V118H53ZM70 118L72 117V116H69ZM76 117V116H75ZM79 117V116H78ZM78 117H76L77 119H78ZM98 117V116H97ZM111 117V116H110ZM152 117H153V115H152ZM64 118V117H63ZM73 118V117H72ZM93 118V117H92ZM91 118V119H92ZM95 118V117H94ZM98 118H100V117H98ZM189 118H191V117H189ZM64 119H66V123H67V121H68V123L70 124V122H71V120L72 119H70V121L69 120H67V118H64ZM64 119H62V120H64ZM69 119V118H68ZM76 119V122H78L79 123V121ZM83 119V118H82ZM89 119H90V117H89ZM167 119V118H166ZM52 121L54 120V119H51ZM50 120V121H51ZM56 120V119H55ZM80 120H81V118H80ZM86 120H87V117H86ZM95 120H96V118H95ZM263 120V119H262ZM51 121V122H52ZM65 121V120H64ZM63 121V122H64ZM73 121V120H72ZM81 121H83L84 122V129H82L80 126H81V122L79 123L80 124V126H79V128H81V131L83 130V134L84 135H86V136H90L92 133L90 132V130H91V128H90V126L92 125L91 123L92 122H88V121H91V120H87V122H85L84 120H81ZM225 121V120H224ZM61 122V121H60ZM75 122V121H74ZM74 122H71V124L69 125L70 127L69 128H71V131H69V132H66L67 130H65V129H68L67 127H68V125H67V127L65 128V129H63V130H61V131H64V132H66L67 134L69 133V134H72V133H74V134H76L77 136H78V133L80 132V130H79V128L77 127H75V123ZM94 122V121H93ZM103 122V121H102ZM116 122V121H115ZM226 122V121H225ZM31 123H32V120H31ZM41 123V122H40ZM54 123V122H53ZM58 123V122H57ZM56 123V124H57ZM65 123V122H64ZM65 123V124H66ZM167 123V122H166ZM173 123H175V122H173ZM10 124V123H9ZM8 124V125H9ZM12 124V123H11ZM42 124V123H41ZM62 124V123H61ZM99 124H100V122H99ZM147 124H149V123H147ZM171 124V123H170ZM169 123L167 124V126H166V124L165 125H162V126H160V127H162V128H164L165 129V131H167V132H169V133H173V125H170ZM207 124V123H206ZM6 126V124H5V128H4V125H3V129L2 130H5V132L3 131V133H0L1 135H2V137L3 136H5V137H1V139H2V141L3 140H5L4 142H5V145H3V146H5L7 149H9L10 151H13V152H17V154L19 153V155H20V153H21V155H26V156H28V158L26 159V160H30V161H32V160H35V161H37L38 162V164H42V162H44L43 161V158H44V160L47 158H45L44 156H47L48 155V150L46 151V149H45V154H47V155H45L44 154V156H43V150H44V146H45V143L44 142H41L42 140H43V138L41 139L39 136H41V135H39V131H37L33 126H31L30 125V123H29V125H28V123H26V124H24L23 122H16V124H14L13 123V125H9V126ZM95 125H96V123H95ZM98 125V124H97ZM157 125V124H156ZM38 126V125H37ZM47 126V125H46ZM52 126V125H51ZM64 126V125H63ZM83 126V125H82ZM105 126V125H104ZM104 126L102 125V124H100V125H98V126H91L92 128H94V127H96L97 129L94 131V137L92 138V141H91V143L90 144H88V145H91L90 146V148H89V150H88V152H87V157L89 158V159H92V160H94V161H101L102 159H103V161H104V159L105 160H109V159H111L112 160V158H111V156L109 157L108 156V154H102V147L103 146H101L102 144H101V140H100V138L99 139H97V136H99V137H102V136H106L107 134H105L106 132H107V130L105 131V129H104ZM148 126V125H147ZM49 128H50V126H48ZM55 127V126H54ZM58 126H56V128H57ZM107 126H105V128H106ZM176 127V126H175ZM203 127L204 126H202L201 127V129H203ZM37 128V127H36ZM44 128H46L45 127V125H44ZM43 128V129H44ZM53 128V127H52ZM109 128H110V126H109ZM108 128V129H109ZM151 128V127H150ZM154 128V127H153ZM205 128H208V127H205ZM217 128V127H216ZM48 129V128H47ZM51 129V128H50ZM90 129V130H89ZM124 129H125V131H124ZM176 129H178V127L176 128ZM226 129V128H225ZM1 130V131H2ZM39 130V129H38ZM44 130H46V129H44ZM49 130V129H48ZM55 130H57V129H55ZM58 130H59V128H58ZM70 130V129H69ZM93 130V129H92ZM112 130H114V128L112 129ZM111 130V131H112ZM121 130V129H120ZM132 130V131H133ZM150 130V129H149ZM154 130L156 131V129L154 128ZM158 130H160V129H158ZM175 130V129H174ZM206 130V129H205ZM205 130H203L202 132H204ZM54 131V130H53ZM53 131H50L49 130V132H53ZM73 131V132H72ZM155 131H153V132H155ZM178 131H180L179 129H178ZM210 131V130H209ZM209 131H208V129H207V133H209ZM49 132H47L48 134H49ZM56 132H58V131H56ZM72 132V133H71ZM120 132V131H119ZM163 132V131H162ZM219 132V131H218ZM41 133V132H40ZM45 133H46V131H45ZM91 133V134H90ZM121 133V132H120ZM158 133H161V132H158ZM204 133H206V131L204 132ZM43 134H44V131H43ZM52 134H55V131L52 133ZM51 134V135H52ZM59 134V133H58ZM58 134H55V135H58ZM73 134V135H74ZM54 135V136H55ZM72 135V136H73ZM80 136H78V137H81L82 135H81V132H80V134H79ZM83 135V137H85ZM207 135H209V134H207ZM212 135V134H211ZM220 135H221V133H220ZM43 136V135H42ZM161 136V135H160ZM224 136V135H223ZM68 137H69V135H68ZM87 137V138H88ZM147 137H148V135H147ZM153 137H157V135H154ZM184 137V136H183ZM182 137V138H183ZM189 137H190V135H189ZM212 137V136H211ZM211 137H209V138H211ZM5 138V139H4ZM70 138H71V135H70ZM73 138V137H72ZM75 138H77V137H75ZM91 138V137H90ZM88 139V140H91V139ZM152 138V137H151ZM162 138V137H161ZM0 139V140H1ZM41 139V140H40ZM55 139V138H54ZM57 139V138H56ZM78 139V138H77ZM81 139V141H82V137L80 138ZM85 139V138H84ZM83 139V140H84ZM144 139V138H143ZM154 139V138H153ZM152 139V140H153ZM156 139V138H155ZM159 139V138H158ZM51 140V139H50ZM59 140H60V137H59ZM76 140V139H75ZM79 140V139H78ZM140 140H142V139H140ZM147 140V139H146ZM145 140V141H146ZM216 140V139H215ZM2 141H1V143H2ZM43 141H45V140H43ZM52 141V140H51ZM50 141V142H51ZM56 141V140H55ZM73 141H74V138H73ZM155 141V140H154ZM157 141V140H156ZM159 141V140H158ZM46 142V141H45ZM75 142V141H74ZM74 142H73V144H74ZM78 142V141H77ZM77 142H75V150L74 151H76L73 155H71V157L69 158L68 157V159L66 158V160L65 161H72V162H70V163H72V166L71 165H69L68 163L66 164V165H68V168H69V166H71L70 168H71V172H72V174H73V176H76V174H77V169H78V166L80 165V167H81V169L83 170V172H85V173H87V174H89V178L88 179H90L91 178V180H92V182L94 181L95 183H98V186H97V189L98 190H101V194L100 195H104L105 196V194H104V190H106V188L104 189V190H102V186H106L107 187V189L109 190V193H111V196H114V192H115V185H117L116 183L114 184V182H115V180H114V182L111 180V183H105L104 184V182L102 181L101 182V178H102V180H103V177H105V176H103L102 175V173H101V171L99 170L100 168L98 167V166H94L96 169L94 170L95 172H92V170H93V168H92V170H87L84 166H85V162H84V159L85 158H81V157H83L82 156V154H81V156H79L80 154H79V151H81V147H83L84 146V144H83V146H81L80 147V144L82 145V143H80L79 145L77 144ZM80 142V141H79ZM83 142V141H82ZM84 142H85V140H84ZM152 142V141H151ZM54 142H51V143H49L48 145H54L53 144ZM59 143V142H58ZM146 143H148V142H146ZM155 143V142H154ZM153 143V144H154ZM4 144V143H3ZM43 144H44V146H43ZM56 144V143H55ZM61 144V143H60ZM60 144H59V146H60ZM214 144V143H213ZM1 145V144H0ZM48 145H46V146H48ZM58 144H56V145H54V146H52V147H55V146H57ZM64 145V144H63ZM63 145H62V148H63ZM67 145V144H66ZM78 145V146H77ZM155 145H158L157 143L155 144ZM160 145V144H159ZM202 145V144H201ZM210 146V145H209ZM2 146H0V148H1ZM65 147V146H64ZM80 147V148H79ZM158 148H159V150H163L164 149V147H159V146H157ZM180 147V146H179ZM212 147V146H211ZM6 148H5V150H6ZM45 148H47V147H45ZM49 148H51V147H49ZM48 148V149H49ZM61 148V147H60ZM62 148H61V150H62ZM67 148V147H66ZM86 148H87V146H86ZM86 148H84V150L83 151H85V149ZM157 148V149H158ZM167 148V147H166ZM3 149H4V147H3ZM63 149H65V148H63ZM73 149V148H72ZM55 150V149H54ZM66 150V149H65ZM64 150V151H65ZM86 150V151H87ZM168 150H170V149H168ZM215 150V149H214ZM51 151V150H50ZM63 151V152H64ZM118 151V150H117ZM116 151V152H117ZM167 151V150H166ZM172 151V150H171ZM216 151V150H215ZM214 151V152H215ZM1 152H2V150H1ZM13 152H12V154H13ZM55 152V151H54ZM120 152H119V154H120ZM9 153V152H8ZM52 153H53V151H52ZM51 153V154H52ZM82 153V152H81ZM84 154H85V152H83ZM255 153V152H254ZM1 154H3V152L1 153ZM62 154V153H61ZM60 154V155H61ZM71 154V153H70ZM220 154V153H219ZM6 155H8V154H6ZM9 155H10V153H9ZM14 155V154H13ZM56 155H57V153H56ZM117 155V154H116ZM221 155V154H220ZM1 156V155H0ZM3 156V155H2ZM10 156H12V155H10ZM17 157H18V155H16ZM217 156V155H216ZM223 156V155H222ZM16 157V158H17ZM55 157H57V156H55ZM61 157V156H60ZM60 157H59V161L60 160H62V158L60 159ZM157 157L159 158V157H161V160H162V162L163 163H161V162H159L158 160H157ZM191 157H193V156H191ZM199 158L200 157V155L198 156H196V158ZM202 157H204V156H202ZM0 158H3V157H0ZM4 158H6L5 157V151H4ZM9 158V157H8ZM12 157H10L9 158V160L11 159ZM14 158H15V155H14ZM26 158V157H25ZM118 158V157H117ZM198 158L196 159V160H198ZM204 158H206V157H204ZM223 158V157H222ZM48 159V158H47ZM52 159V158H51ZM53 159H55V158H53ZM52 159V160H53ZM63 159H65V158H63ZM69 159H71V160H69ZM88 159V160H89ZM195 159V158H194ZM202 159V158H201ZM209 158H207V160H208ZM211 159V158H210ZM227 159V158H226ZM1 160V159H0ZM58 160V159H57ZM57 160H55L54 161V163H57ZM87 160V159H86ZM85 160V161H86ZM88 160H87V162H88ZM111 160H109V161H111ZM206 160V159H205ZM213 160V159H212ZM222 160V159H221ZM12 161V160H11ZM48 161H50V159H48ZM211 161V160H210ZM47 161H45V168H49V169H51V172H50V174H52L53 176H54V174H55V176H56V174L57 175H62V171L61 172H59V170H61V168H62V166L61 165H65V163H63L62 162V164L60 165L61 167H59V168H57V169H59L58 171H57V169H56V167L54 168V170L52 169V168H50V167H52V166H50V163H46ZM51 162V161H50ZM93 162V161H92ZM113 162H114V160H113ZM201 162V161H200ZM212 163H213V161H211ZM210 162V163H211ZM12 163V162H11ZM116 163H117V161H116ZM211 163V164H212ZM225 163V162H224ZM223 163V164H224ZM95 164V163H94ZM202 164H203V162H202ZM207 164V163H206ZM205 164V165H206ZM43 165V164H42ZM43 165V166H44ZM55 165V164H54ZM65 165V166H66ZM97 165V164H96ZM200 166H201V164H199ZM208 165V164H207ZM228 165V164H227ZM37 166V165H36ZM50 166V167H49ZM210 166V165H209ZM208 166V167H209ZM225 166V165H224ZM8 167V166H7ZM12 167V166H11ZM14 167V166H13ZM54 167V166H53ZM57 167H58V164H57ZM87 167V166H86ZM173 167V168H172ZM203 167V166H202ZM257 167V166H256ZM39 168V167H38ZM43 168V167H42ZM45 168H44V170H45ZM67 168V167H66ZM126 168V167H125ZM124 168V169H125ZM128 168V167H127ZM128 168V169H129ZM10 169V168H9ZM8 169V170H9ZM12 169H14V168H12ZM18 169V168H17ZM17 169H16V171H17ZM40 169V168H39ZM63 169V168H62ZM65 169V168H64ZM63 169V170H64ZM119 169V168H118ZM127 169V170H128ZM232 169V168H231ZM29 170V169H28ZM53 170V171H52ZM56 170V171H55ZM123 170V169H122ZM126 170V169H125ZM10 171H11V169H10ZM25 172H26V170H24ZM32 170H30L29 172H31ZM41 171V170H40ZM50 171V170H49ZM55 171V172H54ZM65 171H66V169H65ZM65 171H63L64 173L63 174H65V173H67V172H65ZM81 171V170H80ZM12 172V171H11ZM10 172V173H11ZM17 172H19V171H17ZM22 173H23V170L21 171ZM34 172V170L32 171V173ZM70 172V171H69ZM70 172V173H71ZM22 173H18V174H22ZM36 172H34V174H35ZM70 173L69 174H65V175H70ZM81 174H82V171L80 172ZM79 173V174H80ZM108 173V172H107ZM120 173V172H119ZM13 174V173H12ZM24 174V173H23ZM34 174H32V175H34ZM37 174V173H36ZM48 174V173H47ZM86 174V175H87ZM112 174V173H111ZM212 174V173H211ZM19 175V176H20ZM50 176L49 177V179L51 178V177H53V176ZM64 175V176H65ZM106 175V174H105ZM119 175H121V174H119ZM3 176H5V175H3ZM18 176V177H19ZM23 176V175H22ZM22 176H20V177H22ZM28 176V175H27ZM31 176V175H30ZM46 176H48V175H46ZM54 176V177H55ZM63 176V175H62ZM62 176H60V177H62ZM103 176V177H102ZM126 176H128V177H131V176H133V178H134V180H136L137 182H139L138 184H140V182H141V185H135V184H137V182L134 184L133 182H126ZM191 176H193L194 178H192ZM0 177H1V175H0ZM13 177V176H12ZM31 177H33V178H31ZM31 177H28V179H29V181H27L28 183H34L33 184V186L35 187V190H37V185L39 184V183H41L43 180H37L36 179V177L37 178H40V175L39 176H35V178H34V176H31ZM82 177H85V176H82ZM88 177V176H87ZM213 177H214V174H213ZM6 178V177H5ZM4 178V179H5ZM13 178H15V177H13ZM24 178V177H23ZM22 178V179H23ZM56 178V177H55ZM54 178V179H55ZM62 178H64V177H62ZM65 178H67V177H65ZM64 178V179H65ZM106 178V177H105ZM104 178V179H105ZM189 178H191V179H189ZM7 179V178H6ZM5 179V180H6ZM44 179H45V177H44ZM48 179V178H47ZM54 179H51V180H53L54 181ZM73 179V178H72ZM87 179V178H86ZM88 179H87V181L86 180H81V178H80V180L78 181V183L76 184L75 182H77V180L74 182V186H72V187H75V185L77 186V187H75V188H78V189H80V190H82L83 188H87V186L89 185H91V182H90V184H88ZM117 179V178H116ZM130 179H132V178H130ZM214 179H215V177H214ZM4 180V181H5ZM17 180V179H16ZM46 180V179H45ZM50 180V181H51ZM56 180V179H55ZM106 180H108V179H106ZM106 180H104L105 182H106ZM133 180V179H132ZM12 181V180H11ZM25 181H26V179H25ZM25 181H24V183H25ZM47 181H49V180H47ZM49 181V182H50ZM65 181L66 180H64V183H65ZM73 181V180H72ZM203 181V180H202ZM204 181V182H205ZM6 182V181H5ZM8 182V181H7ZM6 182V183H7ZM15 182V181H14ZM46 182V181H45ZM61 182V181H60ZM117 182V181H116ZM135 182V181H134ZM213 182V181H212ZM222 182V181H221ZM2 183V182H1ZM4 183V182H3ZM27 183V184H28ZM53 183V182H52ZM67 183H68V181H67ZM70 183V182H69ZM69 183H68V185H69ZM203 183V182H202ZM5 184V183H4ZM9 184H10V180H9V182H8V186H9ZM16 184H18L19 185V181H18V183H17V181H16ZM22 184V183H21ZM19 185V187H21L22 185ZM26 184V186H25V184H24V186L27 188L29 185L31 186L32 184H29V185H27ZM42 184H44V183H42ZM47 184H48V182H47ZM46 183H45V185H47ZM102 186H101V185ZM1 185V184H0ZM44 185V186H45ZM49 185V184H48ZM59 185V184H58ZM66 185V184H65ZM71 185V184H70ZM97 185V184H96ZM12 186H13V184H11L10 186H9V189L10 188H12ZM30 186L27 188V189H29L30 188ZM32 186V187H33ZM60 186V185H59ZM58 186V188H59V190H60V187H62V186H60L59 187ZM92 186H93V183H92ZM205 186H207V185H205ZM208 186H209V184H208ZM2 187V186H1ZM4 187H6L7 188V185L6 186H4ZM3 187V188H4ZM24 187V188H25ZM71 187V188H72ZM91 187V186H90ZM2 188V189H3ZM14 188V187H13ZM54 188V187H53ZM71 188H63L64 190V192L66 193L65 195H64V192H63V194L62 195H64V197H66L67 195H70V197L72 198L73 196H77V195H80L81 194V192H83V191H81V192H79V194H77L76 193V191L78 190V189H71ZM89 188V187H88ZM41 189V188H40ZM57 189V188H56ZM90 189V188H89ZM89 189H88V191H89ZM93 189V188H92ZM96 189V190H97ZM117 189H118V187H117ZM116 189V190H117ZM135 189V191L137 192V194H136V196H132V192H133V190ZM1 190V189H0ZM8 190V189H7ZM25 190V189H24ZM30 190V189H29ZM28 190V191H29ZM62 190V189H61ZM95 190V191H96ZM108 190H106V192L108 191ZM17 191H18V189H17ZM20 191V190H19ZM22 191V190H21ZM26 191V190H25ZM31 191H32V189H31ZM34 191V190H33ZM56 191V190H55ZM79 191V190H78ZM77 191V192H78ZM94 191V192H95ZM104 191V192H103ZM149 191H150V193H151V191H153L151 194H148L149 193ZM181 191H183L182 192V194H181ZM91 192V191H90ZM93 192V190H92V194H96V193H94ZM105 192V193H106ZM18 193V192H17ZM108 193V192H107ZM106 193V194H107ZM116 193V194H117ZM210 193H211V195H210ZM19 194V193H18ZM27 194H29V193H27ZM26 194V195H27ZM56 193H54V195H55ZM61 194V193H60ZM86 194V193H85ZM88 194V193H87ZM86 194V195H87ZM97 194H98V192H97ZM97 194L95 195V197L97 196ZM21 195H23V194H21ZM32 195V194H31ZM58 195V194H57ZM89 195V194H88ZM87 195V197H89ZM100 195H99V197H100ZM102 195V196H103ZM148 195V196H147ZM40 196V200L42 199V200H44V201H50V197H49V195H47L45 198H41V195H39ZM59 196V195H58ZM61 196V195H60ZM60 196L58 197L59 199H60ZM81 196V195H80ZM84 196V195H83ZM108 196V195H107ZM10 197V196H9ZM21 197V196H20ZM24 197H26V196H24ZM28 197V196H27ZM64 197H62V199L64 198ZM70 197H66V198H70ZM109 197V196H108ZM116 197H118V195L116 196ZM34 198H38V194H36V195H34V197L33 196H30L29 197V199L27 200V198L25 199L27 202V204H28V202L30 203V201H33L34 200ZM83 198V197H82ZM21 198H19L18 200H20ZM23 199V198H22ZM35 199V201H37V203H38V201L39 200H36ZM55 200L54 201V203L55 204H57V203H60V201L61 200ZM85 199H87V201H88V198H85ZM115 199V198H114ZM117 199V198H116ZM66 200H68V199H66ZM98 202H99V198H97L96 199ZM95 199H94V201H96ZM101 200V199H100ZM121 200V201H120ZM59 201V202H58ZM70 201H73V200H70ZM83 201V200H82ZM86 201V202H87ZM93 201V202H94ZM96 201V202H97ZM112 201V200H111ZM114 201H117V200H114ZM146 201V200H145ZM11 202V201H10ZM52 202V201H51ZM85 202V201H84ZM89 202H91V199H90V201ZM102 202H104V200L102 201ZM106 202V201H105ZM113 202V201H112ZM19 203H20V201H19ZM25 203V202H24ZM31 203H33V202H31ZM30 203V204H31ZM36 203V202H35ZM41 203V202H40ZM53 203V202H52ZM51 203V204H52ZM63 203V202H62ZM61 203V204H62ZM101 203V202H100ZM2 204V203H1ZM20 204H23V202L22 203H20ZM27 204H24L23 206H25L26 205V207H27V209L29 210V211H31V209H29L28 208V206H27ZM50 204V206H53L54 207V205L52 204L51 205ZM87 204V203H86ZM89 204V203H88ZM95 204V203H94ZM98 204V203H97ZM103 204V203H102ZM141 203H139V205H140ZM142 204H144V203H142ZM140 205V206H143L144 207V205ZM36 205H38V204H36ZM36 205H34V206H36ZM60 205V204H59ZM63 205V204H62ZM138 205V204H137ZM163 205V204H162ZM226 205V204H225ZM4 206V205H3ZM22 206V205H21ZM94 206H96V204L95 205H93V207ZM98 206H99V204H98ZM103 206V205H102ZM135 206V205H134ZM178 206H180V208H178ZM26 207H24V208H26ZM37 207V206H36ZM84 207V206H83ZM88 207V206H87ZM101 207V206H100ZM137 207V206H136ZM3 208V207H2ZM6 208V207H5ZM14 208V207H13ZM17 208V207H16ZM67 208V207H66ZM86 208V207H85ZM95 208V207H94ZM122 208V207H121ZM142 208V207H141ZM145 208V207H144ZM162 208V207H161ZM27 209H26V211H27ZM87 209V208H86ZM92 209V208H91ZM110 209V208H109ZM126 209V208H125ZM129 209V208H128ZM134 209V208H133ZM179 209H183L182 211H180ZM83 210V209H82ZM93 210H95V209H93ZM145 210V209H144ZM20 211V210H19ZM28 211V212H29ZM62 211V210H61ZM65 211V210H64ZM102 211V210H101ZM132 211V210H131ZM87 212H89L88 210H87ZM87 212H85L84 211V216L86 217V215H88L87 214ZM94 212H97V211H94ZM94 212H91V213H94ZM141 212V211H140ZM143 212V211H142ZM147 212V211H146ZM23 213V212H22ZM148 213V212H147ZM168 213H171V212H168ZM28 214V213H27ZM65 214V213H64ZM97 216L99 215V214H97V213H95ZM93 215V218H95L96 217V215ZM136 214V213H135ZM140 214V216H141V213H139ZM23 215V214H22ZM22 215H20V216H22ZM90 215V214H89ZM92 215V214H91ZM117 215V214H116ZM172 215H174V214H172ZM4 216V215H3ZM8 216V215H7ZM66 216V215H65ZM84 216H81V217H83L84 218V220L83 221H78L79 223L78 224H76L75 226H73V233L71 234V238H72V240H73V242H72V244L74 245V244H76V242H77V240H78V238L81 240V244L79 245H77L76 246V248L74 249V250H72V251H70V253H67L66 251H65V249H63V243H62V237L60 238V237H54V241L53 242H50V241H45L44 239H42L41 238V236L39 235V233H40V231H41V228H39L40 226H39V224L38 225H35V224H37V223H35L34 225H33V228H30V227H28V228H25L24 227V225H23V223H22V220H0V233H2V234H4V236L6 237V239H4L6 242H7V237L8 236H11V239H13V241H14V244L17 246V249L19 250V254L18 255H16V259L15 258H13L12 256L13 255H11L10 254V252L9 253H7V251L3 248V247H1V244H0V264H7V263H11V264H82V262H81V257L85 254L86 256V260L88 261V264H109V261L110 260H112L113 259V257H114V253H117V252H115V249H114V246L113 245H109V246H107V244L105 245H103L102 247H99V248H97V247H94V251H96V253H93L92 251H89V250H87V248L85 247V244H91V241H90V239H89V234L90 235H94L96 232H98L101 236H102V238H104V239H108L107 237H108V233L106 232V231H112L113 230V226H114V224H115V222H113V221H110L109 223H107V221L105 220H102L104 223H107V224H103V222L101 221V222H99V223H101V224H103V225H105V227L104 226H102V225H99V224H97V223H89V221L88 220H86L85 219V217ZM101 216V215H100ZM104 216V215H103ZM112 216V215H111ZM129 216V215H128ZM150 217H149V220H145V219H143V216L142 217H139L140 218V220H134L133 219V217L131 218V219H133V220H130V222H128V223H125L123 226L121 225H119V229L120 228H124V227H126V226H131L132 228L133 227H139V228H141V230L146 234H148L149 233V231H153V228L154 227H151V221H152V223H154L155 224V226H159L160 224H158V222L153 218L152 219V217H151V215H149ZM167 216V215H166ZM80 217V218H81ZM88 217V216H87ZM177 217V216H176ZM10 218H12V216L10 217ZM13 218H15V217H13ZM101 218V217H100ZM139 218H137V219H139ZM178 218V217H177ZM186 218V217H185ZM9 219V218H8ZM16 219V218H15ZM19 219V218H18ZM88 219H90V218H88ZM92 219V218H91ZM102 219V218H101ZM161 219V218H160ZM188 219V218H187ZM5 223H4V222ZM55 221V220H54ZM62 221V220H61ZM178 221H180L179 222V224L182 226V223L184 224V222L186 221H184L183 222V220L181 221V220H179L178 219ZM26 222V221H25ZM35 222V221H34ZM52 222H53V220H52ZM57 224L56 225H58V224H60L59 222H60V220H57ZM64 222H66V221H64ZM172 222H175V221H171L170 223H172ZM204 222H206L207 223V220H204ZM204 222H203V220H202V224H204ZM244 222V221H243ZM243 222H240V223H243ZM54 223V222H53ZM66 223H68V222H66ZM71 223V222H70ZM70 223L68 224V225H70ZM77 223V222H76ZM89 223V224H88ZM160 223V222H159ZM164 223V222H163ZM190 223V222H189ZM233 223H235L234 221H233ZM232 222H230V224L229 225H232V226H229V228H231L232 229V227L234 226V224H233ZM42 224V223H41ZM72 224V223H71ZM29 225V224H28ZM163 224H161V226H162ZM165 225V224H164ZM201 225V224H200ZM236 225V224H235ZM37 226H39V227H37ZM71 226V225H70ZM161 226H160V228H161ZM168 226V225H167ZM54 227V226H53ZM59 227V226H58ZM130 227V228H131ZM166 227V226H165ZM205 227V226H204ZM212 227V228H211ZM235 227V226H234ZM62 228V227H61ZM138 228V229H139ZM157 228H159V227H157ZM164 228V227H163ZM209 228V229H208ZM247 228H249L250 230H251V232L250 231H247ZM54 229V228H53ZM107 229V230H106ZM180 228H178V230H179ZM219 229V230H218ZM243 229V230H242ZM55 230V229H54ZM114 230H115V228H114ZM173 230V229H172ZM202 230V229H201ZM204 230H206V227L204 228ZM224 230V229H223ZM19 231H21L24 235L23 236H21V234H20V232ZM119 231V230H118ZM228 231V230H227ZM233 231V230H232ZM112 232H114V231H112ZM181 232V231H180ZM56 233V232H55ZM182 233V232H181ZM229 233V232H228ZM53 234V233H52ZM51 234V235H52ZM144 234V235H145ZM146 234V235H147ZM204 234V233H203ZM55 236H56V234H54ZM58 235V234H57ZM176 235V234H175ZM114 236V235H113ZM142 236H143V234H142ZM52 237V236H51ZM149 237V236H148ZM116 238V237H115ZM114 238V239H115ZM122 238V237H121ZM144 238V237H143ZM53 239V238H52ZM112 238H111V236L109 237V240H111ZM129 239H131L132 240V238H129ZM202 239V240H203ZM58 240V242L56 243V241ZM122 240H123V238H122ZM130 240V241H131ZM140 240L141 239H139V241H137L138 243H141L142 242V245L144 244V241L143 240H141V242H140ZM191 240V239H190ZM201 239H200V244H201V241H202ZM112 241H114L113 239H112ZM115 241H117V238L115 239ZM118 242H121V241H118ZM126 242V241H125ZM136 242V243H137ZM84 243V244H83ZM130 245H134V247H136L137 246V244L135 245L134 243H130ZM164 245L165 244H160L159 245V252H160V256L161 255H165V253H166V250L165 249H163V247H164ZM148 246V245H147ZM187 246V245H186ZM202 246V247H201ZM11 248L13 251H14V249H13V247H12V245H11V243L10 242H8V248ZM108 247H113V248H111V250H113V252L111 251V253L106 249V248H108ZM143 247V246H142ZM102 248V250H100ZM137 248H138V246H137ZM136 248V249H137ZM99 249V250H98ZM135 249V248H134ZM153 249V248H152ZM110 250V249H109ZM133 250V249H132ZM139 250V249H138ZM147 250V249H146ZM121 251V250H120ZM119 251V252H120ZM131 251V250H130ZM145 252H147V251H145ZM82 253V254H81ZM121 253V255L122 256H126V255H124L123 254V252H120ZM131 253V252H130ZM148 253V255L150 254L149 252H147ZM146 253V254H147ZM138 253H136V252H132L131 253V256H130V258H129V260L128 261H130L131 263H133V262H135V260H137V259H139L140 261H141V263H145V261H148V262H146V264L147 263H149V262H151V263H153L152 262V260H154V259H151V257L150 256H148L147 255V257H145L146 256V254H145V256H144V253L141 255V254H138ZM152 254V253H151ZM198 254V255H199ZM22 257H21V256ZM197 256V255H196ZM145 257V258H144ZM223 258H226L225 260H221V259H223ZM160 261V260H159Z\"/></svg>", "mask_w": 264, "mask_h": 264}]
</instances>
